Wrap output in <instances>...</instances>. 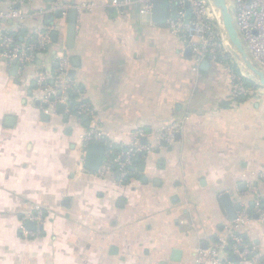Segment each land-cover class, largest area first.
Segmentation results:
<instances>
[{
  "label": "crops",
  "instance_id": "crops-1",
  "mask_svg": "<svg viewBox=\"0 0 264 264\" xmlns=\"http://www.w3.org/2000/svg\"><path fill=\"white\" fill-rule=\"evenodd\" d=\"M128 1L0 0V13L16 8L22 15H0V32L29 42L37 30L55 27L36 64L54 69L55 54L64 52L75 70L70 77L93 108L90 119L64 105L44 112L36 67L12 71L0 59V264H211L196 259L232 222L223 193L247 208L242 230L260 253L243 264H264V222L252 211L256 200L264 203V87L238 60L214 7L232 66L209 59L204 69L182 37L141 13L138 0ZM52 4L61 16L40 12ZM71 7L77 20L69 48ZM231 70L260 95L232 100ZM90 121L120 138L169 122L177 129L172 143L137 156L120 183L113 171L99 176L79 167V136ZM35 206L44 213L40 225Z\"/></svg>",
  "mask_w": 264,
  "mask_h": 264
},
{
  "label": "built area",
  "instance_id": "built-area-1",
  "mask_svg": "<svg viewBox=\"0 0 264 264\" xmlns=\"http://www.w3.org/2000/svg\"><path fill=\"white\" fill-rule=\"evenodd\" d=\"M141 4V13L151 14L154 0H138ZM169 3L168 15L164 22L167 30L180 36L191 51L195 63L210 57L224 63L229 50L221 33L215 24V12L208 0H167ZM21 0H12L13 5H18ZM128 0H112L115 6L127 4ZM187 4V6H185ZM88 4L85 7H91ZM61 6L52 4L49 8H40V12L54 11ZM187 9L190 16H186ZM0 15L4 17H22L16 8H10ZM233 18L236 30L247 48L251 59L264 70V0H234ZM37 30L35 42H17L9 32H0V59L7 64L15 60L19 72L26 67L35 66L34 84L36 99L39 107L48 114H55L56 106L63 104L65 112L76 115L79 119H90L93 108L84 97L82 89L68 75L71 66L69 57L62 51L55 54V68H44L36 61L40 60V50L51 44V32ZM261 88L247 85L243 77L231 70L230 98L238 100L241 97L259 96ZM177 124L169 122L158 130L147 133L142 128H134L127 132L126 138L118 137V133L103 128L90 121L84 132L79 136L80 150L78 164L83 168L86 147L91 142L102 143L104 152L99 168V176L114 172L118 182L124 183L132 174V167L139 155H147L162 141L172 143ZM147 140V141H143ZM264 178V170L260 172ZM257 220L264 222V203L256 200L252 207ZM236 217L232 220L226 233L211 247L199 252L197 262L211 264H243L247 260L257 261L260 253L257 245L248 239L242 230L248 220V211L245 206H239L235 211ZM32 218L40 224L43 222L44 213L35 206ZM23 234L30 232L21 227Z\"/></svg>",
  "mask_w": 264,
  "mask_h": 264
},
{
  "label": "water",
  "instance_id": "water-1",
  "mask_svg": "<svg viewBox=\"0 0 264 264\" xmlns=\"http://www.w3.org/2000/svg\"><path fill=\"white\" fill-rule=\"evenodd\" d=\"M211 5L218 11V15L220 16L223 28L226 33V37L229 40L230 46L234 49L236 56L240 62L244 65V67L248 70L249 74L256 77L258 82L264 87V70L259 67L247 54L242 40L236 30L233 18V12L230 7V3L228 0H208ZM187 6V4H185ZM168 7L169 3L167 0H154L152 4L151 10V20L157 24H164L167 15H168ZM57 16H61L62 9H58L55 11ZM67 24H66V43L67 46L73 47L75 31H76V20H77V9L75 7H71L67 10ZM186 16H190V10L187 9ZM56 33L52 34V39H55ZM189 53V50H186V54ZM210 57L207 59H203L201 63V67L205 69L209 64ZM16 61H12L11 70L15 71L16 69ZM74 69H71L68 72L69 76H73ZM58 109H62L63 104L58 105ZM46 116V115H45ZM104 152V145L102 143L91 142L87 145L84 155V163L83 166L87 170L96 171L102 161V156ZM220 200L225 207V210L229 216L230 220H233L236 217L235 211L239 209V205H233L230 196L227 193H223L220 196Z\"/></svg>",
  "mask_w": 264,
  "mask_h": 264
},
{
  "label": "trees",
  "instance_id": "trees-1",
  "mask_svg": "<svg viewBox=\"0 0 264 264\" xmlns=\"http://www.w3.org/2000/svg\"><path fill=\"white\" fill-rule=\"evenodd\" d=\"M13 35H14V39H15L17 42H21V41H19L18 37H17L15 34H13ZM29 41L35 42V39H34V40L31 39V40H29ZM47 48H48V47H46V48H44V49H41V50H40V53H41V54H42V53H45V52L47 51ZM218 61H219V60H218ZM225 61H228L229 63H231V62L229 61L228 58H226ZM243 80L245 81V83H246L247 85H251V84H252L251 81H249L248 79L243 78Z\"/></svg>",
  "mask_w": 264,
  "mask_h": 264
},
{
  "label": "rangeland",
  "instance_id": "rangeland-1",
  "mask_svg": "<svg viewBox=\"0 0 264 264\" xmlns=\"http://www.w3.org/2000/svg\"><path fill=\"white\" fill-rule=\"evenodd\" d=\"M229 1V3H230V7H231V10H232V12H233V10H234V0H228ZM147 19H149V17L147 16ZM230 65L232 66V64L230 63ZM232 68V67H231Z\"/></svg>",
  "mask_w": 264,
  "mask_h": 264
}]
</instances>
